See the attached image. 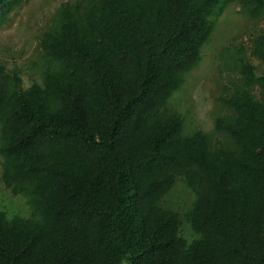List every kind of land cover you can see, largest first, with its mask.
<instances>
[{
	"label": "trees",
	"instance_id": "16d2710c",
	"mask_svg": "<svg viewBox=\"0 0 264 264\" xmlns=\"http://www.w3.org/2000/svg\"><path fill=\"white\" fill-rule=\"evenodd\" d=\"M26 1L0 0V28ZM234 2L264 15V0L65 2L41 84L0 61L2 180L31 208L0 204V264H264V74L234 59L215 121L228 142L168 110ZM178 178L195 194L183 216L163 205Z\"/></svg>",
	"mask_w": 264,
	"mask_h": 264
},
{
	"label": "rangeland",
	"instance_id": "374dc122",
	"mask_svg": "<svg viewBox=\"0 0 264 264\" xmlns=\"http://www.w3.org/2000/svg\"><path fill=\"white\" fill-rule=\"evenodd\" d=\"M74 0H28L18 7L0 28V61L9 69H17L28 88L42 83L47 61L39 46L40 37L53 24L57 9ZM246 5L231 3L217 19L210 41L202 49V59L189 71L185 81L171 97L168 110L184 118V134L203 131L216 142H228L215 130L216 118L225 116L229 109L220 100L232 89L239 77L234 59L245 57L264 74V63L253 55L255 39L264 35V15L253 17ZM227 91V92H226ZM195 200L194 192L183 178H178L165 195L163 205L182 216ZM0 204L9 217H30L31 208L24 195H15L2 180L0 157ZM182 236L190 243L197 238L190 224L183 222ZM126 264V263H125Z\"/></svg>",
	"mask_w": 264,
	"mask_h": 264
}]
</instances>
